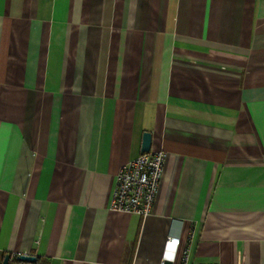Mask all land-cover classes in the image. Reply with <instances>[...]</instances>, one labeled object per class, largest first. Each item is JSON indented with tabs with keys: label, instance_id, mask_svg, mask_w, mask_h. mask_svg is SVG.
<instances>
[{
	"label": "crops",
	"instance_id": "0c3cea01",
	"mask_svg": "<svg viewBox=\"0 0 264 264\" xmlns=\"http://www.w3.org/2000/svg\"><path fill=\"white\" fill-rule=\"evenodd\" d=\"M143 133L166 159L141 219L109 205ZM184 249L264 264V0H0V264Z\"/></svg>",
	"mask_w": 264,
	"mask_h": 264
},
{
	"label": "built area",
	"instance_id": "2783aa9c",
	"mask_svg": "<svg viewBox=\"0 0 264 264\" xmlns=\"http://www.w3.org/2000/svg\"><path fill=\"white\" fill-rule=\"evenodd\" d=\"M166 154L150 151L121 166L115 177L114 189L110 200V211L137 216L141 219L149 216L163 178ZM180 239L167 237L166 243L174 248ZM11 256L10 262H15ZM182 263L187 260V250L182 252Z\"/></svg>",
	"mask_w": 264,
	"mask_h": 264
},
{
	"label": "water",
	"instance_id": "95a60500",
	"mask_svg": "<svg viewBox=\"0 0 264 264\" xmlns=\"http://www.w3.org/2000/svg\"><path fill=\"white\" fill-rule=\"evenodd\" d=\"M151 149V135L150 133H143L142 134V141L140 147V153H148ZM11 256L9 254L4 255L1 264H10ZM16 262L18 263H28L34 264L37 262V258L32 255H17L15 258Z\"/></svg>",
	"mask_w": 264,
	"mask_h": 264
},
{
	"label": "trees",
	"instance_id": "16d2710c",
	"mask_svg": "<svg viewBox=\"0 0 264 264\" xmlns=\"http://www.w3.org/2000/svg\"><path fill=\"white\" fill-rule=\"evenodd\" d=\"M10 264H23V263H18V262L15 261V262H10ZM36 264H45V263L43 261L42 262L40 261V262H38Z\"/></svg>",
	"mask_w": 264,
	"mask_h": 264
}]
</instances>
